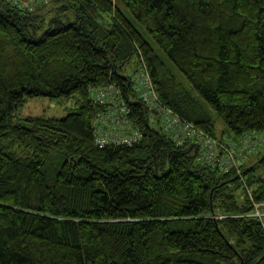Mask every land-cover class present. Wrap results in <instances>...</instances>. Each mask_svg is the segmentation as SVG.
I'll return each mask as SVG.
<instances>
[{"label": "trees", "instance_id": "obj_1", "mask_svg": "<svg viewBox=\"0 0 264 264\" xmlns=\"http://www.w3.org/2000/svg\"><path fill=\"white\" fill-rule=\"evenodd\" d=\"M53 2L46 22L0 0V264H264V147L241 174L200 163L152 127L127 70L142 56L160 100L218 141L264 134V0ZM111 86L137 143H95L111 104L92 91ZM36 98L77 109L17 117Z\"/></svg>", "mask_w": 264, "mask_h": 264}, {"label": "built area", "instance_id": "obj_2", "mask_svg": "<svg viewBox=\"0 0 264 264\" xmlns=\"http://www.w3.org/2000/svg\"><path fill=\"white\" fill-rule=\"evenodd\" d=\"M139 61L132 80L138 99L149 108V120L152 127L160 130L165 137L178 145H182L186 140L196 141L200 163L207 164L221 172H228L235 168L241 174L242 153L250 155L263 148L264 134H247L238 144H233L228 140L218 141L210 137L160 100L142 56ZM92 97L95 101L104 103L108 101L111 104L105 113L98 115L97 121L94 123L96 145L100 147L109 144L132 145L140 140V132L131 126L128 119L130 110L124 103L118 108L114 103L115 97H119V92L114 86L95 89L92 91ZM254 207L255 216L261 217L259 208L264 206L255 203ZM255 216L252 214L253 218Z\"/></svg>", "mask_w": 264, "mask_h": 264}, {"label": "rangeland", "instance_id": "obj_3", "mask_svg": "<svg viewBox=\"0 0 264 264\" xmlns=\"http://www.w3.org/2000/svg\"><path fill=\"white\" fill-rule=\"evenodd\" d=\"M12 2L23 9H27V11L35 13L37 16L45 18L46 22L49 21L52 17L57 16V8L58 6L54 4L53 0H12ZM72 21H75L76 18L71 16ZM98 22L104 26L109 27L113 23V20L111 17L107 14L101 13L100 17L98 18ZM137 59L133 61V63L127 68L129 72L134 69H137ZM178 79L187 87L190 88L189 84L185 81L184 78H181L179 75ZM192 92V89H191ZM195 93V91L193 92ZM195 97H197L200 100V97L197 93H195ZM202 103V100H200ZM117 105V108L122 106V103L120 101L119 97H115V102ZM206 112L209 116H211L212 120L214 121L215 125L218 127L219 132L222 131V129L227 130L225 124L213 113L211 109L206 107L204 104ZM77 109V101L72 99H63V100H50L47 98H36L33 100H27L26 103L22 108H20L16 115L19 118L24 117H44V118H63L69 115L70 113L75 112ZM118 111V110H117ZM227 132H229L227 130ZM218 136H222V134H218ZM225 140L232 141V138L226 136ZM263 148H260L259 150H262ZM256 154H250L246 155L245 152L242 153V163H248L252 164L256 161ZM244 161V162H243ZM259 175L264 178V170H260ZM244 179V178H243ZM244 185L246 186V182L244 181ZM256 190V188L251 189V194ZM259 213L261 217L255 216L256 213H254V218H259L264 221V207L259 208ZM219 219L222 218V216L218 217Z\"/></svg>", "mask_w": 264, "mask_h": 264}]
</instances>
